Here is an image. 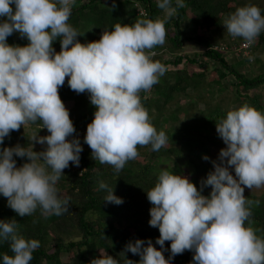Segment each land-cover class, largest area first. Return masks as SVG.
Instances as JSON below:
<instances>
[{"label": "clouds", "instance_id": "clouds-1", "mask_svg": "<svg viewBox=\"0 0 264 264\" xmlns=\"http://www.w3.org/2000/svg\"><path fill=\"white\" fill-rule=\"evenodd\" d=\"M74 3L0 0V145L11 131L38 120L39 129L49 133L39 136L38 129L29 146L0 149V196L21 217L37 208L44 216L69 211V198L56 184L70 162L79 167L83 147L79 137L66 139L75 132L58 94L66 77L69 88L77 94L87 92L95 106L83 138L94 160L119 173L138 157V145L159 151L168 140L152 124L140 93L148 92L166 71L152 59L151 50L164 44L165 23L185 6L184 0H156L163 18L115 23L111 29L103 28L99 40L87 44L76 39L80 34L68 23ZM222 25L249 47L264 31V15L260 7L247 3L229 13ZM14 32L28 43L8 44L6 38ZM58 38L59 52L53 47ZM216 132L226 147L219 151V162L212 161L214 170L201 180L199 190L188 176L161 167L154 186L146 191L152 205L148 223L159 231L155 240L159 249L151 239L129 241L119 253L123 264H172L185 250L192 252L189 264H264V237L252 227L253 202L244 196L245 187L264 186V112L248 104L229 109L216 123ZM33 141L46 148L34 151ZM14 156L27 161L18 167ZM207 186L211 191L202 195ZM98 189L106 191L103 201L123 203L114 187L100 181ZM2 241L9 243L11 255L0 254V264H30L40 246L37 239L17 232L15 218L0 219ZM165 241H170L168 249ZM127 252L139 255V261L128 259ZM89 264L120 260L99 252Z\"/></svg>", "mask_w": 264, "mask_h": 264}, {"label": "trees", "instance_id": "trees-1", "mask_svg": "<svg viewBox=\"0 0 264 264\" xmlns=\"http://www.w3.org/2000/svg\"><path fill=\"white\" fill-rule=\"evenodd\" d=\"M106 1L111 3L107 4ZM137 2L145 9V16H139L135 7H132ZM184 4L185 6L178 8L174 16L165 23V38L173 47H181L185 40L199 43L202 51L192 56H183L184 60L190 63L198 62L200 67L205 65L206 59L217 63L215 71L218 76L214 83L217 84L218 90L229 89L232 93L231 102L235 103L236 107L248 104L264 112V31L250 46V55H254L253 59L258 63L259 71L254 75L239 71L231 62L226 61L225 50L214 49L217 45L213 44L211 38L197 35L196 29L199 26L208 28L211 24L215 26L221 24L229 13L243 6L242 2L240 0H184ZM258 7L264 15V4ZM188 10L194 13L192 19L187 18ZM144 18H163L162 10L157 7L156 0H75L68 23L79 32L80 35L76 39L82 44H87L99 40L105 27L111 29L115 23L132 24ZM186 19L191 20L193 27L182 25V21ZM16 36L20 46L28 43L27 38H21L16 32L8 36L6 41L13 40ZM53 47L59 52V38L53 42ZM239 54L243 56L242 53ZM153 58L166 65H178L183 60L180 55L165 61H160L156 56ZM205 71L204 69L187 73L185 69H179L171 72L173 80L166 79L152 86L158 98L155 105L160 109L175 96L188 97L190 93L188 89L196 92V97L201 96L202 92L213 93V88L206 83ZM227 78L228 80L224 81ZM67 79L66 77L64 85L58 89L62 102L72 101L75 107L73 111L81 106L86 108L84 112L79 110L71 119L75 128V132L71 135L72 139L76 137L81 127L86 128L91 122L95 106L87 101L89 98L87 92L77 94L71 90ZM144 93L143 91L140 93L141 103L148 109L150 102ZM188 108L187 106L181 109L187 111ZM228 110H223L216 105L214 108L207 107L194 112L192 123H184L182 128L164 131L168 140L159 151H152L150 145H138V157L128 161L119 173H116L111 165L94 160L91 151L83 149L80 153L79 167L73 168L70 162L56 184L58 192L63 190L64 197L69 198L68 212L46 219L37 208L31 215L21 217L7 206L6 198L0 196V219L15 218L17 232L20 235L40 242V246L32 253L33 258L30 264H89L93 258L99 257V252H106L123 264L119 253L124 250L127 242L135 239L145 241L151 239L153 246L159 249V245L155 244L159 231L148 223L149 209L152 205L146 196V191L153 187L157 180L160 170L157 164L169 160L176 169L183 162L189 163L194 171L192 182L199 190L200 182L206 172L202 157L211 145L216 143V123L226 116ZM40 123L38 120L33 124L40 125ZM16 135L17 130L11 131L2 145L11 144ZM139 157H149L152 161L145 163L139 160ZM14 159L18 167L27 161V158L15 156ZM100 181L105 182L109 187H114V195L121 197L123 203L116 205L103 201L106 191L98 189ZM210 191L211 186H207L201 194L207 196ZM245 197L253 202L250 217L252 227L259 230L257 235L264 237V192L260 195L248 194ZM75 233L80 235L78 241H66V238L72 237ZM49 242H52V246ZM169 246L170 241H165V249ZM62 253H71V255L62 260ZM0 254L11 255L7 241L0 242ZM163 254L167 259L169 252L165 251ZM125 255L134 262L140 259L139 255H133L130 252ZM191 260L192 252L185 250L182 254L174 256L172 264H189Z\"/></svg>", "mask_w": 264, "mask_h": 264}, {"label": "rangeland", "instance_id": "rangeland-1", "mask_svg": "<svg viewBox=\"0 0 264 264\" xmlns=\"http://www.w3.org/2000/svg\"><path fill=\"white\" fill-rule=\"evenodd\" d=\"M242 2V5H245L247 3H252L255 5H263V0H240ZM107 4H110L111 1H106ZM138 3V2H137ZM135 4V3H134ZM132 5V7L134 6ZM139 4V3H138ZM135 7V6H134ZM163 15V12H162ZM194 17V13L190 10L187 11V18L192 19ZM186 19L182 21V25H189L190 27H193V24H191V20ZM223 22L217 26L214 24L209 25L208 28L204 26H199L196 29L197 35H202L211 38L213 41V44L217 46H226L225 53L227 54L226 61L231 62L239 71L250 73L252 75L256 74L259 71V65L256 62L255 59L249 60V56L254 57V55H245L241 56L236 49L239 37L233 38L231 37L227 31L223 28ZM187 33H189L187 31ZM195 36V34L193 35ZM192 36V37H193ZM18 36L14 37L13 40L6 41L10 45H19L17 42ZM156 58L160 59V61L165 60H171L174 56L180 55L182 57V62L177 64H163L166 68L165 73L159 77L158 82H162L166 79L173 80L171 72L177 71L179 69H185L187 73L206 70V83L209 87L213 88V93L208 92H202L201 96L196 97V92L190 91V93L186 97L185 95H178L170 99L168 103H166L165 106L162 108H158L155 105V102L157 101V93L153 88H151L148 92H145L144 95L150 102V106L148 107V113L150 116V119L152 121V124L157 129V131H165V130H173L177 128H182L184 123H192L193 122V113L200 111L202 109H205L207 107L214 108L216 105H219L223 108V110H227L230 108H237L235 103L231 102L232 96L231 91L229 89L225 90H218L217 84L214 82L217 81V72L215 71V66L217 63H214L213 61L206 59L205 65L203 67H200L198 62L190 63L184 60L183 56H192L194 53H200L202 51L201 45L193 40H185L181 47H173L171 43L165 38V42L163 45H158L154 47L151 50ZM152 59L154 60L155 58ZM220 67V66H219ZM222 70V69H221ZM168 77V78H167ZM231 77H229L230 79ZM225 79L224 81H227ZM213 82V83H212ZM87 101H89V98H87ZM203 101V102H199ZM90 102V101H89ZM65 107L68 109L69 117L70 119H73L76 115V113L81 110L82 112L85 111V107L81 106L79 109H76L73 111V102L67 101L64 102ZM236 105V106H235ZM189 107L187 111H184V109H181L183 107ZM176 117V118H175ZM90 123V122H89ZM40 125H34L33 123L25 124L24 126L21 125V127L17 130V135L14 136L12 143L8 145H0V149L3 147H12L16 144H20L21 146H29L32 136L38 131ZM216 131V128H215ZM86 133V128L81 127L76 137H79L80 143L83 147V149L92 151L87 144L84 143V135ZM217 133V132H216ZM48 131L46 128H41L38 131L39 136H45L48 135ZM66 139L70 140L71 136L67 137ZM34 145L33 150L34 151H43L46 148V145H41L38 143H35V141L32 142ZM226 147V145L223 143L222 139L218 136H216V143L212 144L209 148L208 152L205 153L203 156L207 155L209 157L208 160H204V165L206 166V172L203 179L207 177V174L210 171H213V164L212 161H218V154L220 149ZM143 152H145L143 150ZM139 160H142L143 162H151L152 160L149 159V157H139ZM157 167L161 169V167H167L170 170H173L174 173L182 174L185 176H188L190 181H193V167L189 163H181L178 168L174 169L172 162L169 160L161 161L157 164ZM73 168H77L76 166H73ZM231 171V169H230ZM234 175V172H232ZM262 192H264V186L260 188H252L248 189L245 187L244 190V196L248 194H254V195H260ZM59 193L64 196V191L59 190ZM54 215L44 216V218H52ZM131 229V228H130ZM132 230V229H131ZM80 239V235L78 233H75L72 237L66 238V241L72 240V241H78ZM49 245L52 246V242H49ZM71 253H62L61 258L62 260H65L68 256H70Z\"/></svg>", "mask_w": 264, "mask_h": 264}, {"label": "built area", "instance_id": "built-area-1", "mask_svg": "<svg viewBox=\"0 0 264 264\" xmlns=\"http://www.w3.org/2000/svg\"><path fill=\"white\" fill-rule=\"evenodd\" d=\"M136 12L139 16H145L146 15V11L145 9L138 3L134 4ZM214 49H220V50H225L226 46L222 45V46H214ZM239 53H242L243 56L245 55H249L250 53V46L249 47H245V42L241 39L239 40V43L236 47V49Z\"/></svg>", "mask_w": 264, "mask_h": 264}]
</instances>
